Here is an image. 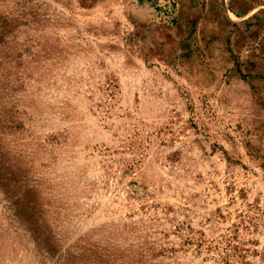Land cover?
<instances>
[{
    "label": "rangeland",
    "instance_id": "obj_1",
    "mask_svg": "<svg viewBox=\"0 0 264 264\" xmlns=\"http://www.w3.org/2000/svg\"><path fill=\"white\" fill-rule=\"evenodd\" d=\"M0 20V157L54 242L0 189V264H264V0H0Z\"/></svg>",
    "mask_w": 264,
    "mask_h": 264
},
{
    "label": "trees",
    "instance_id": "obj_2",
    "mask_svg": "<svg viewBox=\"0 0 264 264\" xmlns=\"http://www.w3.org/2000/svg\"><path fill=\"white\" fill-rule=\"evenodd\" d=\"M6 20V19H5ZM1 23V20H0ZM5 23V21H3ZM4 25H0V36L6 35ZM19 172L13 170L7 160L0 157V189L9 198L8 202L15 210L17 221L21 222L29 234L36 251L48 253L54 242L50 241L46 227L40 224V214L32 198L28 181ZM51 245V246H50ZM50 246V247H48Z\"/></svg>",
    "mask_w": 264,
    "mask_h": 264
}]
</instances>
